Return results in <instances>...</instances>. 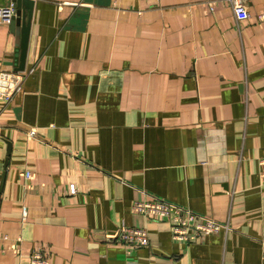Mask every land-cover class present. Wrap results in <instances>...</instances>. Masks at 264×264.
Returning <instances> with one entry per match:
<instances>
[{"label": "crops", "instance_id": "0c3cea01", "mask_svg": "<svg viewBox=\"0 0 264 264\" xmlns=\"http://www.w3.org/2000/svg\"><path fill=\"white\" fill-rule=\"evenodd\" d=\"M32 1L0 101V264H264V0L246 20L225 0ZM17 38L0 20V72ZM151 197L228 230L174 242L132 212Z\"/></svg>", "mask_w": 264, "mask_h": 264}, {"label": "built area", "instance_id": "2783aa9c", "mask_svg": "<svg viewBox=\"0 0 264 264\" xmlns=\"http://www.w3.org/2000/svg\"><path fill=\"white\" fill-rule=\"evenodd\" d=\"M231 7L234 16L238 19H249V14L242 0H225ZM15 14L12 2L7 6H0V20L9 24ZM259 22L264 21L262 15L257 16ZM31 71V70H30ZM26 72H0V101L9 103L13 97L21 92ZM34 132H29L33 136ZM260 180L264 184V158L259 160ZM28 177V174H26ZM132 212L144 215L158 221L167 222L171 228V238L174 242L190 244L208 236L218 234L221 230H228L225 224H221L212 218L198 215L186 207H182L157 197L147 200L134 201ZM117 240L133 247H144L148 244V236L145 230L128 228L122 225L118 231ZM29 264H49L45 252L41 248L35 249L29 256Z\"/></svg>", "mask_w": 264, "mask_h": 264}, {"label": "water", "instance_id": "95a60500", "mask_svg": "<svg viewBox=\"0 0 264 264\" xmlns=\"http://www.w3.org/2000/svg\"><path fill=\"white\" fill-rule=\"evenodd\" d=\"M12 3L15 7V14L10 19L9 27L10 31L13 32V34H17L18 36L14 53L13 66L15 71H23L25 65L33 1L12 0ZM17 28L18 31L16 30Z\"/></svg>", "mask_w": 264, "mask_h": 264}]
</instances>
